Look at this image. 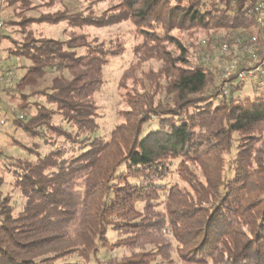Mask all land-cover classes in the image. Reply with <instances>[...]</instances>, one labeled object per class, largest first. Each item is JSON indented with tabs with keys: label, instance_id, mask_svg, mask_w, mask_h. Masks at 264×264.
Listing matches in <instances>:
<instances>
[{
	"label": "trees",
	"instance_id": "16d2710c",
	"mask_svg": "<svg viewBox=\"0 0 264 264\" xmlns=\"http://www.w3.org/2000/svg\"><path fill=\"white\" fill-rule=\"evenodd\" d=\"M29 1L0 0V9L5 3L23 9ZM91 1L77 14L65 9L44 19H22V26L65 22V40L30 28L22 43L12 40L17 48L6 49L7 60L30 63L15 86H1L8 97L20 99L7 106L12 124L51 150L36 152L34 142L23 146L34 152V162L17 158L18 169L0 167V264H176L173 253L181 264H264V90L254 86L253 97H236L245 86L237 84L230 98L220 99L221 77L192 64L172 34L227 30L264 44L251 12L258 0ZM105 1L117 4L96 12ZM120 24L132 26L141 40L134 47L139 63H162L164 86L126 95L130 110L124 122L109 140L93 138L100 128L95 95L103 86L93 72L122 56L126 41L117 36L107 45L90 40L84 29ZM5 39L0 33V46ZM165 44L176 46L179 55L167 52ZM51 74L50 88L39 94L44 103L36 110L23 106L35 93L22 90ZM213 150L231 153L227 168ZM174 161L188 187L169 181ZM6 174L13 179L11 191L24 199L19 212L11 194L3 192ZM109 230L117 233L116 242H110ZM108 249L127 254L103 263L100 253Z\"/></svg>",
	"mask_w": 264,
	"mask_h": 264
},
{
	"label": "rangeland",
	"instance_id": "374dc122",
	"mask_svg": "<svg viewBox=\"0 0 264 264\" xmlns=\"http://www.w3.org/2000/svg\"><path fill=\"white\" fill-rule=\"evenodd\" d=\"M29 2L30 3L26 2L24 7H22L23 9H21V4L18 5V7L9 6L6 3L0 9V33L4 35L5 38H9L8 40H3V43L0 46V68L2 67L3 70H13L14 77L11 81L13 86H15L17 81L25 75L27 67L30 63L23 59H6L8 56L6 49L17 48V44L14 43L13 45L12 40L22 43V34L28 33V30L31 29L35 30L37 34L39 33L46 37L61 40L66 39L63 34V30L66 27L65 22L57 25H51L48 23H31L22 26L20 25L22 19L24 17L44 19L49 16H53L59 11L63 12L65 9L68 10L70 14H77L84 11L87 7L90 8L92 6L91 0H30ZM114 4H117V2H101L94 7V10L100 13ZM9 22H13L12 25ZM132 30L133 27L128 24H120L102 29H84V32L90 35V40L97 37L99 41H104L107 45L115 40L117 36L123 37L126 41V51L122 56L111 59L107 65L99 66L97 70L93 72V75L99 78L103 83L101 90L95 95L96 103L99 106L98 123L100 128L94 134L93 138L99 137L109 140L110 133L114 127L124 122L123 116L130 110L128 104H126V100L124 99L126 95L131 96L137 91L141 93L142 88L152 89L151 86H156L158 83L159 85L164 86V80L158 74V71L162 67V63L159 60H149L147 62H143L142 64L137 61V57L134 53V47L141 40L134 36ZM227 33V30L207 31L196 28H188L175 30L172 34L185 46L189 61L192 64L200 63L204 65L205 69L213 71L216 80L221 77L222 81L220 82L222 86L225 82H227V44H230V47H235L236 40L242 39L241 37L236 38L234 36H230V34ZM236 34L237 33L234 35L236 36ZM242 40L247 42L245 38ZM164 47L167 52L173 54L174 56L179 55V51L176 46L165 44ZM131 68L133 69L130 71ZM153 75H158L160 78H154ZM53 76V74L48 75L45 79L40 81L38 86L28 87L22 90L25 95H31L33 93L37 95L34 94V97L28 98L26 101L24 100L21 104L27 107L30 106L33 110H36L38 104L44 103V98L39 94L50 88ZM2 84L3 83H0V105L3 110L2 117L5 120V125L0 128V167L4 166V163H8L9 165H12L11 171H14L18 169L19 165V161L16 160L17 158H20L23 161L32 162L36 160L34 152L33 154L28 153L25 147H34V142H37L35 151L40 152L41 154H47L51 150V146L46 145L43 139H31L28 135L12 124L13 115L10 113L11 111L7 108V106H11V104L13 107L17 106L20 103V99L19 97H16L14 100L13 98L8 97L6 93L1 91V86H6ZM254 86L255 84L253 82H247L243 91L237 93L236 97H253L255 95L253 89ZM163 90L164 88L162 87L161 91ZM153 91L154 90L149 93H152ZM162 95L165 94L162 93ZM261 132H264V130H261ZM261 135L262 138H264V133ZM50 140L55 141L57 145H65L69 147L68 144H65L66 142H64V139H60L55 135H52ZM212 154L221 155L220 164L221 166L223 165L224 168L229 166V160L233 158L231 153L229 154L228 152L220 154L219 151L213 150ZM178 167L179 161L171 163V170L173 172L171 180L169 181L179 185L184 184L188 187V185L180 179L177 172ZM190 168L196 173L199 180H204L202 171L199 167L191 165ZM12 183L13 179L9 174H6L3 192L4 194H11L14 198V202L17 204L16 212H19L22 210V203L24 202V199L20 198V194L18 192L11 191ZM163 234L166 240L172 241L169 230L165 229ZM108 238L110 242H116L118 235L115 231L109 230ZM125 254H127V252L124 249H117L114 251H110L109 249L102 250L99 259L101 262L106 263L111 257L121 258ZM173 258L175 259L176 264H181L178 262L175 253H173Z\"/></svg>",
	"mask_w": 264,
	"mask_h": 264
},
{
	"label": "built area",
	"instance_id": "2783aa9c",
	"mask_svg": "<svg viewBox=\"0 0 264 264\" xmlns=\"http://www.w3.org/2000/svg\"><path fill=\"white\" fill-rule=\"evenodd\" d=\"M258 28L264 33V0H258L252 11ZM245 40L237 39L235 47L227 44V82L221 86L218 97L230 98L231 88L237 84L253 82L259 89L264 90V44L256 36ZM263 44V46H262ZM14 77L13 70L0 68V83L11 87ZM0 105V128L5 125Z\"/></svg>",
	"mask_w": 264,
	"mask_h": 264
}]
</instances>
